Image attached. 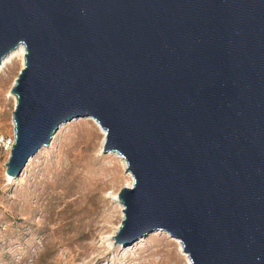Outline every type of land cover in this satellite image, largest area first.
Returning <instances> with one entry per match:
<instances>
[{
	"label": "water",
	"instance_id": "obj_1",
	"mask_svg": "<svg viewBox=\"0 0 264 264\" xmlns=\"http://www.w3.org/2000/svg\"><path fill=\"white\" fill-rule=\"evenodd\" d=\"M18 46L11 180L92 118L132 176L120 252L162 233L191 264H264V0H0V62Z\"/></svg>",
	"mask_w": 264,
	"mask_h": 264
},
{
	"label": "rangeland",
	"instance_id": "obj_2",
	"mask_svg": "<svg viewBox=\"0 0 264 264\" xmlns=\"http://www.w3.org/2000/svg\"><path fill=\"white\" fill-rule=\"evenodd\" d=\"M14 61L0 72L4 139L13 137L10 90L22 68ZM102 139L90 120H73L11 181L0 150V264H188L162 233L122 252L114 246L123 216L114 196L130 179L119 158L102 155Z\"/></svg>",
	"mask_w": 264,
	"mask_h": 264
},
{
	"label": "bare ground",
	"instance_id": "obj_3",
	"mask_svg": "<svg viewBox=\"0 0 264 264\" xmlns=\"http://www.w3.org/2000/svg\"><path fill=\"white\" fill-rule=\"evenodd\" d=\"M19 60L21 63V66H23L24 63V48L23 46H18L15 50H13L11 53H9L4 59L1 60L0 62V72L5 70L7 68V65L12 64L13 62H15L14 60ZM13 100L15 101L14 96L11 94ZM87 120H90L91 122L94 123L95 127L99 130L100 134L102 135L103 139H102V146H103V141L105 139L106 136V132L104 130L101 129V127L98 125V123L96 121H94L92 118H85ZM77 120V119H76ZM108 154V153H107ZM110 155H114L116 158L120 159V162L122 164L123 169L125 170L126 176L129 177L130 182L128 181L125 185V187H131V181H132V176L130 175V173L126 172L127 171V164L126 162L120 158L116 153H109ZM8 180L11 181V179L7 176ZM114 201L117 205H119L121 212H122V205L120 203V201L118 200V196H114ZM113 237V236H112ZM111 237V238H112ZM115 237V236H114ZM114 239V238H113ZM112 240V239H111ZM114 241V240H113ZM109 246V245H108ZM178 248H179V252L180 254L185 258V260H187L188 264H191L189 257L186 253L183 252L182 247H181V243L178 241Z\"/></svg>",
	"mask_w": 264,
	"mask_h": 264
},
{
	"label": "built area",
	"instance_id": "obj_4",
	"mask_svg": "<svg viewBox=\"0 0 264 264\" xmlns=\"http://www.w3.org/2000/svg\"><path fill=\"white\" fill-rule=\"evenodd\" d=\"M12 143L13 137L11 139H4L3 137H0V150L7 151L9 153Z\"/></svg>",
	"mask_w": 264,
	"mask_h": 264
}]
</instances>
